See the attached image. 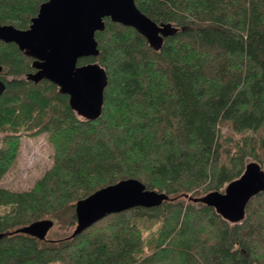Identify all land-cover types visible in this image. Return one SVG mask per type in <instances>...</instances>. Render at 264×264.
Wrapping results in <instances>:
<instances>
[{"label":"trees","instance_id":"obj_1","mask_svg":"<svg viewBox=\"0 0 264 264\" xmlns=\"http://www.w3.org/2000/svg\"><path fill=\"white\" fill-rule=\"evenodd\" d=\"M46 1L0 0V24L27 29ZM135 3L178 31L156 52L105 19L98 57L78 61L108 75L94 121L78 118L50 81H27L32 59L0 42V206H13L0 216V264H264V192L237 224L188 199L223 192L249 161L264 164V0ZM39 136L50 167L27 190L1 185L23 138ZM125 179L169 200L108 215L74 238L44 243L21 231L63 216L73 226L78 200ZM141 218L160 223L146 254Z\"/></svg>","mask_w":264,"mask_h":264},{"label":"water","instance_id":"obj_2","mask_svg":"<svg viewBox=\"0 0 264 264\" xmlns=\"http://www.w3.org/2000/svg\"><path fill=\"white\" fill-rule=\"evenodd\" d=\"M106 18L136 30L156 52L166 38L178 31L170 23H157L146 16L135 0H48L40 5L27 29L0 24V42L14 43L32 59L34 72L26 74L27 81H50L60 94L69 97L70 108L78 118L94 121L102 115L108 75L98 62L78 65V61L98 57L96 33L105 30ZM2 70L0 65V74ZM5 89L0 79V96ZM263 192L264 170L251 161L223 192L188 199L215 209L227 222L237 224L244 220L250 200ZM167 200V194L149 190L137 179L119 181L76 202V226L69 237H76L108 215L138 207H158ZM51 225L44 220L21 231L43 240Z\"/></svg>","mask_w":264,"mask_h":264},{"label":"rangeland","instance_id":"obj_3","mask_svg":"<svg viewBox=\"0 0 264 264\" xmlns=\"http://www.w3.org/2000/svg\"><path fill=\"white\" fill-rule=\"evenodd\" d=\"M51 163L52 148L47 142L45 136L35 138L24 137L17 162L12 170L3 178L1 185L15 190H27L31 188L35 180L50 167ZM260 165L264 170V164ZM200 196H203V194ZM12 207V205L0 206V216L9 213L12 210ZM47 221L52 225L46 234V239L48 241L41 240L44 243L69 237L76 226V224L73 226L68 225L67 216L54 217ZM135 223L142 232L143 252L146 254L151 250L155 243L160 223L158 221H150L142 218L136 220Z\"/></svg>","mask_w":264,"mask_h":264},{"label":"flooded vegetation","instance_id":"obj_4","mask_svg":"<svg viewBox=\"0 0 264 264\" xmlns=\"http://www.w3.org/2000/svg\"><path fill=\"white\" fill-rule=\"evenodd\" d=\"M43 240H47V239L45 238V239H43Z\"/></svg>","mask_w":264,"mask_h":264},{"label":"bare ground","instance_id":"obj_5","mask_svg":"<svg viewBox=\"0 0 264 264\" xmlns=\"http://www.w3.org/2000/svg\"><path fill=\"white\" fill-rule=\"evenodd\" d=\"M30 73V72H29Z\"/></svg>","mask_w":264,"mask_h":264}]
</instances>
